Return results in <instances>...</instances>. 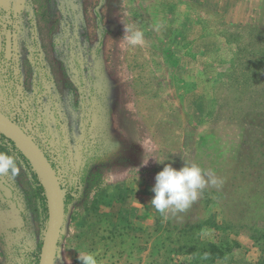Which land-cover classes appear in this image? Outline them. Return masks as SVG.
I'll return each instance as SVG.
<instances>
[{"label": "rangeland", "instance_id": "obj_1", "mask_svg": "<svg viewBox=\"0 0 264 264\" xmlns=\"http://www.w3.org/2000/svg\"><path fill=\"white\" fill-rule=\"evenodd\" d=\"M0 113L62 187L52 264H79L75 249L100 264H264V0H0ZM0 151L19 167L0 175V264H38L48 209L19 151L1 137ZM162 159L220 183L161 214ZM133 199L152 244L123 260L118 207Z\"/></svg>", "mask_w": 264, "mask_h": 264}, {"label": "clouds", "instance_id": "obj_2", "mask_svg": "<svg viewBox=\"0 0 264 264\" xmlns=\"http://www.w3.org/2000/svg\"><path fill=\"white\" fill-rule=\"evenodd\" d=\"M123 32L128 33L125 39L130 45L143 43V33L139 29L125 27ZM164 164L163 168L155 174V183L152 186L154 193L150 200L152 207L161 214L168 211L182 212L195 202L203 189L209 184L220 183L214 173H205L196 163H187L180 168L164 163V160H156ZM147 164V160L143 162ZM19 167L15 157L7 152L0 151V175L10 174L16 176ZM81 264H100L96 253L87 252L78 255Z\"/></svg>", "mask_w": 264, "mask_h": 264}, {"label": "water", "instance_id": "obj_3", "mask_svg": "<svg viewBox=\"0 0 264 264\" xmlns=\"http://www.w3.org/2000/svg\"><path fill=\"white\" fill-rule=\"evenodd\" d=\"M6 43L7 51H9V38ZM0 132L11 139L26 154L43 182L48 203V222L42 239L38 264H52L64 211L61 185L51 163L34 140L18 124L2 113H0Z\"/></svg>", "mask_w": 264, "mask_h": 264}, {"label": "crops", "instance_id": "obj_4", "mask_svg": "<svg viewBox=\"0 0 264 264\" xmlns=\"http://www.w3.org/2000/svg\"><path fill=\"white\" fill-rule=\"evenodd\" d=\"M132 201L133 202L131 203L119 204L118 207V209L122 211V214H118L119 219L124 221V222H120L121 223L120 226L124 225V227L121 229L124 232L122 237L125 240L123 244L124 252L121 253L123 254L122 255L123 260H129L131 258L132 253L139 252L138 248L140 252H142L146 248L149 249L150 245L152 244L151 242H148V243H143L142 245L140 244L141 241L137 239L138 237H140L141 232H143V230L146 229V225H149V222H147V218H149L150 209L146 204L138 203L136 202L135 199H133ZM122 216H124L123 219L121 218ZM126 221H131V222H126ZM62 243L63 242L60 240L59 237V242L57 244L56 249H58L59 247L61 248ZM64 249H66V246L62 247V250ZM75 250L77 255H79L77 252L78 249ZM77 262L81 264L80 260H77Z\"/></svg>", "mask_w": 264, "mask_h": 264}, {"label": "trees", "instance_id": "obj_5", "mask_svg": "<svg viewBox=\"0 0 264 264\" xmlns=\"http://www.w3.org/2000/svg\"><path fill=\"white\" fill-rule=\"evenodd\" d=\"M0 137L8 146L19 151V154L22 156V158L32 167L33 177H34L35 182L37 183V189L39 191V197L41 200V204L44 206L45 209H48V203H47V197H46L44 185H43V182L39 176L37 169L35 168L33 163L29 160V158L26 156V154L11 139H9L2 132H0ZM231 247H232V245L229 242H225V243H222L220 245L211 244L206 248V250L203 252V254L205 257H209L210 255L217 253V256L221 257Z\"/></svg>", "mask_w": 264, "mask_h": 264}]
</instances>
